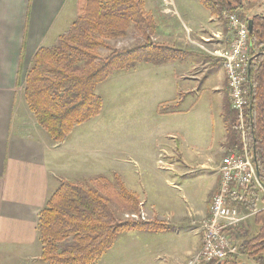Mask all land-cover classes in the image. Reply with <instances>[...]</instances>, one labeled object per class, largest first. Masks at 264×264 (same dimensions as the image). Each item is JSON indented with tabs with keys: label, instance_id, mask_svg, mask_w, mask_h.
Returning a JSON list of instances; mask_svg holds the SVG:
<instances>
[{
	"label": "crops",
	"instance_id": "obj_1",
	"mask_svg": "<svg viewBox=\"0 0 264 264\" xmlns=\"http://www.w3.org/2000/svg\"><path fill=\"white\" fill-rule=\"evenodd\" d=\"M147 3L145 9L157 24L152 41L180 55L160 64L139 62L127 70L137 102L143 101L144 140L152 154L137 156L135 151L130 161L139 178L132 180L131 169L122 182L139 196V218L164 222L167 228L118 235L96 264H187L201 247L200 224L217 191L220 164L238 150L229 128L225 71L213 55L233 39L227 22L205 8L207 12L192 6L189 14L180 6L179 12L171 11L161 0ZM76 16V0H0V264H45L37 218L57 189L56 178L91 176L58 163L60 154H68L70 137L57 148L37 126L23 92L36 52L52 47ZM197 43L207 45L211 54ZM131 144L139 146L137 140ZM193 175L204 177L201 190L192 189L199 193L196 198L189 192L188 177Z\"/></svg>",
	"mask_w": 264,
	"mask_h": 264
},
{
	"label": "trees",
	"instance_id": "obj_2",
	"mask_svg": "<svg viewBox=\"0 0 264 264\" xmlns=\"http://www.w3.org/2000/svg\"><path fill=\"white\" fill-rule=\"evenodd\" d=\"M77 16L70 29L54 45L40 48L32 60L24 84L25 103L37 126L56 145L64 144L76 127L97 117L102 99L96 93L116 71H126L139 62L163 63L180 52L152 41L156 21L145 9L144 0H76ZM212 16L236 12L243 0H197ZM249 35L251 67L246 82L248 104L244 113L246 142L256 158L264 188V15L252 18ZM129 31L139 42L116 49L110 42L123 39ZM106 50L102 55L101 50ZM250 86L252 94L250 95ZM233 139L241 146L232 111L229 124ZM254 212V234L244 224L225 232L238 254L221 264H236L242 255L255 264H264V208L254 200L243 207ZM140 217L139 196L129 191L119 175L110 180L96 176L81 181L60 180L37 218L40 260L45 264H96L113 246L118 235L132 231L158 232L164 222L135 220ZM216 264V263H212Z\"/></svg>",
	"mask_w": 264,
	"mask_h": 264
},
{
	"label": "rangeland",
	"instance_id": "obj_3",
	"mask_svg": "<svg viewBox=\"0 0 264 264\" xmlns=\"http://www.w3.org/2000/svg\"><path fill=\"white\" fill-rule=\"evenodd\" d=\"M146 1L150 0H144L147 9L150 5ZM176 2L178 5H176L174 0H171V5H164L175 12H179L178 6L185 8L189 14L193 13L192 9H190L192 6L199 8L202 12H207L196 0H177ZM235 11L238 13L240 19L245 20H249L255 15H264V0H243L242 7ZM136 36L133 31H129L125 38L112 41L110 44L116 49L131 48L139 42ZM206 42H210V38ZM197 47L203 49L204 53L211 54L207 45L203 46L197 43ZM101 53L105 55L107 52L102 49ZM127 72L116 71L106 82L97 86L96 93L101 97L103 103L102 112L87 123L75 128L68 143V154H60L58 156V163L60 165L64 164L65 166L68 163L70 171L75 170V168L81 169L82 172L83 170H87L91 176L86 179L105 176L112 180L113 176L119 175L122 181H128V173H130L129 170L131 171V169L132 180L139 178L138 175L133 174V164H131L130 160H132L135 153L137 156L152 154V146L147 143L145 144V118L144 111L141 110L143 101L142 103L137 102L139 97L133 92L132 85L130 86ZM136 106L140 110L136 109ZM135 140L138 141L139 146L131 147L133 146L131 142L133 143ZM59 146L57 145V148ZM69 174L74 175L75 172L72 171ZM156 176L154 175L153 178L155 179ZM65 177H68V174H65L62 178H56L57 187L60 182L59 180H67ZM76 177L69 176V180L74 181ZM203 178L200 175L188 177L192 181L189 190H195V188L201 190V187L204 185ZM78 180H85V178L79 179L77 177L75 181ZM156 184H162L160 188L163 192L167 193L166 188L163 187L162 180L161 184ZM193 190L189 192L194 194L196 198L199 193ZM250 190L248 198L249 200H254L255 208L260 209L264 207V191H262V188L257 184H253ZM182 208L187 216L191 215L192 212H189L185 205ZM127 217H130V215H125V218ZM133 219L137 220L139 217ZM244 228H248L249 235L255 233L256 227L252 224V218L245 222ZM236 264L255 263L246 256L237 255Z\"/></svg>",
	"mask_w": 264,
	"mask_h": 264
},
{
	"label": "built area",
	"instance_id": "obj_4",
	"mask_svg": "<svg viewBox=\"0 0 264 264\" xmlns=\"http://www.w3.org/2000/svg\"><path fill=\"white\" fill-rule=\"evenodd\" d=\"M161 1L171 5V0ZM222 18L233 32V39L227 48L213 55L222 60L227 94L231 110L236 115L241 146L236 152L225 156L220 164L218 188L211 197L208 215L200 224L201 247L187 264L218 263L238 254L237 246L232 244L225 231L245 224L254 216V212L243 211L249 201L251 186L257 184L252 153L245 143L243 118L248 104L246 82L251 60L248 25L247 20L240 19L234 12H224ZM130 217L133 219L137 216L132 214Z\"/></svg>",
	"mask_w": 264,
	"mask_h": 264
},
{
	"label": "water",
	"instance_id": "obj_5",
	"mask_svg": "<svg viewBox=\"0 0 264 264\" xmlns=\"http://www.w3.org/2000/svg\"><path fill=\"white\" fill-rule=\"evenodd\" d=\"M247 25H248V33L249 35L252 33V19L250 18L249 20H247ZM249 46H250V43H249ZM251 62H252V59L249 61V64H248V70H247V81L249 82L250 81V67H251ZM252 94V87L250 86V95ZM252 158H253V161H254V165H255V171H256V177L258 178L259 176V170H258V165L256 163V158H255V155L253 153L252 155ZM222 262H218L216 264H221Z\"/></svg>",
	"mask_w": 264,
	"mask_h": 264
}]
</instances>
